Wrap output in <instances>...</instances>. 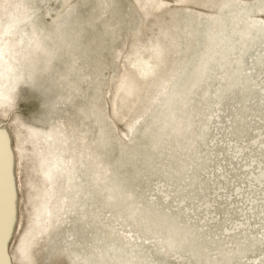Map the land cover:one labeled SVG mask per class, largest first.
<instances>
[{"label":"bare ground","instance_id":"6f19581e","mask_svg":"<svg viewBox=\"0 0 264 264\" xmlns=\"http://www.w3.org/2000/svg\"><path fill=\"white\" fill-rule=\"evenodd\" d=\"M73 1L0 0V93L4 94L5 105L0 108V204L7 193L10 195V188L19 194L22 185H25L29 204L28 220L11 258L18 264H34L36 255L32 248L42 241L46 242L45 246L41 245L45 249V264L53 263V252L58 249L63 250L61 259L68 264L248 262L257 246L264 244V234L242 233L244 229L237 233L232 231L239 226L247 229L261 225L264 206L252 212L258 215L252 221L233 224V220L232 228L224 230V238H221L199 231L188 221L192 206L188 201L190 194L202 197L200 193L206 190L211 191L209 194L221 192L226 200L241 196L245 191L243 183L227 189L228 185L225 187V183L219 181L225 179V170L220 166L206 169L207 161L195 156L206 145L217 146L216 153L230 155L227 161L230 169L235 168L234 160L242 157L247 147L259 148L258 154L249 156L251 159L241 167L248 178H245L246 187H264V141L258 142L264 134L259 133L260 129L264 130L263 126L260 125L259 130L253 126L258 133H253L255 136L250 143L245 141L248 145L245 143L244 147L243 144L220 146L216 137L206 130L210 123L215 126L214 120L224 115L226 120L218 122L222 126L217 134L245 140V136L251 134L247 119L257 117L264 121V88L260 86L264 76L261 70L264 48L253 54L258 47H264V3L262 6L261 3L257 6L234 4L225 10L226 0H176L180 11L164 8L167 17L162 19L163 24L158 28L155 23L157 34L143 44L140 35L129 36L130 32H122L121 22L99 17L94 6L88 17L99 21L97 25L96 21L90 22L86 11L81 18L74 15ZM136 1L141 3L138 4L144 10L145 22L147 16H153L148 11L161 2ZM190 5L212 10L211 15L215 16L186 15ZM158 9L157 12L162 10ZM217 11L219 14H215ZM111 27L108 37L113 42L110 43L106 34ZM189 27L195 30L190 32ZM92 31L106 38L96 39ZM120 39L122 46H126L124 53L119 50ZM188 39L194 42L190 45ZM112 48L109 55L115 61L120 60V73L116 82L114 76L107 79L108 92L111 90L108 110L113 122L134 114H131L132 122L126 123V141L122 144L109 133L111 124L105 119L107 112L101 99L106 85L103 73L115 65L113 59L106 60ZM180 55L189 61L177 62L176 57L179 59ZM18 78L33 82L45 96V121L38 125L24 124L15 110L16 104L10 103L16 98ZM166 82L169 83L164 85V92L161 87ZM215 86L217 90H213ZM77 91H82L83 95L77 97ZM155 102L159 104H153ZM212 112L215 119L211 118ZM143 113L147 117L142 120ZM46 124L53 128L49 135L41 131ZM55 133L65 137L66 144L69 141L67 148L74 153L69 161L55 154L52 142L47 140H55ZM162 140L170 151H180L184 156L181 161L192 165V171L187 175L188 191L176 195L164 185L157 191L158 198L152 201L144 192L151 173L146 165L161 153ZM29 162H32L29 166L32 173L24 179V165ZM76 164H79L78 169ZM169 164L176 165V161L171 160ZM181 167H176V174L168 178L170 182L184 180ZM60 170L70 172L69 178L73 180L70 185L65 186ZM8 176L11 183L4 180ZM20 178L25 180L24 184ZM173 194L177 196L176 210L170 208ZM202 200L203 214L199 220L205 221L212 204L209 199L202 197ZM221 214L220 222L228 220L226 211ZM2 229L0 217V237ZM248 239L254 240L248 243ZM232 244L235 246L231 247ZM3 246L0 247V264H8L7 247ZM161 249L164 252H160Z\"/></svg>","mask_w":264,"mask_h":264},{"label":"rangeland","instance_id":"374dc122","mask_svg":"<svg viewBox=\"0 0 264 264\" xmlns=\"http://www.w3.org/2000/svg\"><path fill=\"white\" fill-rule=\"evenodd\" d=\"M139 1H141V0H139ZM160 1H159L160 2V4H159L160 9H158V7H159L158 6L155 9L149 10L148 12L150 14H152L153 16H151V15H149V17L147 16L146 18H148V19H146L147 20L146 22L144 20L145 17L142 15L143 12H144V10L140 9L141 8V5H140L141 3L138 2V1H136V0H80V1L79 0H74L73 1V4H76V6H74L73 4H71V11L73 12L74 15H79L80 18H81V15L83 13H85V11H86L87 17H88V13H91V7L94 6L95 11H96L95 13H98V16L99 17H102L104 19L105 18L106 19L107 18L109 19V17H110V18H113V19L121 22V24H122V32L123 31L130 32L129 36L140 35V40L142 41L143 44H146L148 42L147 39H150L154 34H157L158 31H156V29H157V27L159 28L160 24H163V20L162 19L165 18V17H167L166 14H165L166 13L165 12V9L167 8L169 10V8H170V10L180 11L179 8H181L180 5L176 3V0H160ZM224 2L226 3V5L223 7V9L227 10L228 7L230 8V6H232V5L234 6V4H237L235 6H238V5H246V4H252V5L257 6L258 4L261 3V6H262V4L264 3V0H226ZM138 3H140V4H138ZM161 3L162 4L165 3V4H163L165 7ZM137 5H138V8L139 9H137ZM157 9L159 11L162 9L160 11L162 13L157 12ZM167 9H166V11H167ZM154 10H156V11H154ZM163 11H164V14H163ZM210 11L212 12V10H210ZM139 12H141V13H139ZM211 12L207 11V9H205V8H202V7L199 8V7H197V5L196 6L195 5H190V7L188 8V11L186 10V15L196 16V17L197 16L198 17L201 16V17H206V18H208V16L214 17L215 15L214 16L211 15L212 14ZM218 12H220V11H217V13H215V14H219ZM234 12L239 13L238 10H234ZM106 13L108 14V16L106 15ZM254 14H255V16H259L257 13H254ZM105 15H106V17H104ZM91 18L92 17H90L89 19H90V22L92 21L91 23L93 24V22H95L96 19H94V21H93L92 19L94 17L92 19ZM96 22L94 23L95 25L99 24V21H96ZM155 23L157 24V27H155ZM112 27L109 28V29H107L108 30L107 31V34H106L107 35V38L101 36V34L99 32L100 30L98 31L99 34H100V36H98V33H97V35L95 34L97 31H95V32L92 31V35L95 36L96 39H102L101 37H103L104 39L106 38L107 40L109 39V42L111 43V42H113V39H110L109 38L110 37V33L109 32H112V30H110V29H113ZM144 27H147V29L144 28ZM130 28H132V29L130 30ZM144 29H146V30H144ZM194 30H195L194 27H189L188 28V31H190V32H193ZM120 34H121V31H120ZM108 35H109V37H108ZM97 37H99V38H97ZM121 39H122V37H121ZM121 39L119 40V43H120L119 50H123V53H124L126 51V48H125L126 46H122ZM129 40H130V37H129ZM188 40H189V44L190 45L194 42L193 40H190V39H188ZM261 47L262 46L258 47L257 48L258 51L256 49L253 54H258V52H260L261 49L263 50L264 47H262V48ZM113 48H115V47H113ZM113 48L112 49H109V51L110 50L111 51L108 53V56L109 57L107 56L106 60L108 62L110 60V62H111V59H113L114 62H115V65H114L113 69H107L103 73L104 74V78H105L106 85H104V87H103V93H102L101 99H102V103H103L104 109L107 112L106 113L107 115H105V119L108 121L109 124H111L109 133L112 136H114L115 138H117V140H118V141L116 140L117 143L122 144V143H124L126 141V136H125V131H127V129H126V125L127 124L126 123L132 122V119L133 118H132L131 114L133 116H134V114L133 113L127 114V116L123 120H116L115 119V121H114L115 123H114L113 122V119H112V116H111L112 113H110L109 110H108L109 109L108 108L109 106L107 105V102H108V100H109V98L111 96V90H110V93H109L108 92L109 91V88L107 86V79L110 76H114V78H116V76L120 73V65H119L120 60L118 59V60L115 61V59L114 58H110L111 56L109 55L110 53H112ZM188 50H189V46L187 48V51ZM181 56L182 55L178 56L179 59H177V57H176V61L178 60L177 62H181L182 61L181 63H185L187 58L186 57L183 58ZM252 56H250L248 58V62L251 61L250 58ZM188 59H187V61H189ZM261 70H262V72H264V67ZM262 79H264V76L261 77V81H260L261 82L260 83V86L264 88V81H262ZM114 80H115L114 82H116L117 81V78L114 79ZM168 83L167 82L165 84L162 83L163 85H162L161 88H163L162 90L164 92H165V89H164L165 86L164 85L167 86ZM16 87H17V90H16V98H15V104H16L15 105V110H17L16 112L21 115V117H22V119L24 121V124H27V125H38L39 122H41L42 120L45 119L44 118V112H45L46 106H45V96H44V94L42 92L38 91L34 87V83L33 82L27 81L25 79H24V82H23V80L21 78H18L17 79V86ZM217 89H218L217 86H215L213 88V90H217ZM162 90H161V92H163ZM81 92L82 91H77L76 96L77 97L78 96L79 97L82 96L83 95V92L82 93ZM262 101H261V103H262ZM153 104H157L158 105L159 103H156L155 102ZM262 106L264 107V101L262 103ZM217 108L218 107L216 106L213 109V111L216 110ZM143 114H145V113H143ZM212 114H214V115H212L211 118L212 119H215V113L212 112ZM107 116H108V118H107ZM140 117L143 120V119H146L147 115L145 114L144 116L142 115ZM222 117H221L220 120H217V119L214 120V121L217 122V124L215 126L213 125V123H210L206 127V130H208L207 133L208 134H210V133L213 134L216 137V140L218 141V145H220V146L222 144H223L222 146L228 145L229 147H231V144H232V146H239V145L242 146V144H243L242 147L247 146L248 145L247 143H250L251 142V138L253 139V137L255 136L254 134L258 133L259 127H261V126L264 127V125H263L264 124V121L263 120H260L257 117L250 118V119L248 118L247 121L250 124L249 125V128H251L250 131H251V134L252 135L249 134V135L245 136V137H247V139L245 138V140H244V137L243 138H240L241 140L240 139L238 140V139H236L234 137H230V136L229 137L228 136L226 137V136H223L222 133L221 134H217V132H218L217 129L220 127V125L222 126V124H220L218 122L219 121H225L226 120L225 119V116L223 118ZM260 121H261V123L258 126H256ZM253 126L255 128L257 127L258 130L255 129ZM46 128H48V129H46ZM106 130L108 131V128ZM41 131H42L43 134L49 135V133L51 131H53V128H51L48 124H46L41 129ZM112 132L114 134H112ZM263 132H264V130L263 129L262 130L260 129V132L259 133H263ZM218 135H219V137H218ZM263 135L259 138L258 142H261V140L264 141ZM53 138H55V140H53L52 138L51 139H47V140L49 142H52V147L55 150L54 151L55 154L61 155L65 161H69L70 156H74V153L69 148H67V144H69V141H67V144H66L65 137H62L58 133H55V135H53ZM236 140H237V142H235ZM238 142H240V143H238ZM160 147H161L160 148L161 149L160 150L161 153L156 154L154 156L155 158L149 164L146 165V169L150 170L151 173L148 175L149 176L148 178L150 180L148 179L147 180L148 182L146 181V185L147 186L144 189V192H145V196L149 200H152V201L153 200H156L158 198L157 191L160 188L163 189V186L164 185H167L168 190L170 189L171 191H174L176 195L178 194V192L185 193L186 191H188V188L186 187V183L188 182L187 175L190 176L191 175V171H192V165L183 164V161H181V160L184 159V156L181 155L180 151H175V150H171L170 151V149L167 148V145H165V142L163 140H162V144H161ZM215 147H217V146H214L212 148H211V145L203 146L201 149H199L195 153V156L197 158L199 157V158H202L205 161H207V166H208L206 168L207 170H210L211 167H215V165L216 166H220V168L222 169V171L225 170L224 171L225 172V179H221L219 181L221 183H225V187L228 185L226 187L227 189L233 188L238 183H240V184L243 183L241 185L243 187V190H245V191H244V193L241 196H239V195L238 196H232L233 198L232 199L229 198L228 200L225 199L224 195H222L223 193H221V192L220 193L218 192L216 194H209L211 191L206 190L202 194L200 193V196L202 195L203 199L205 198L207 200L208 199L211 200L212 207L210 208V214L208 215V217L209 218L211 217V218L209 219L207 217L208 221H207V219L205 221H200L199 220L200 216L203 214V209H202L203 207H202V204H201V201L203 202L202 197H194L193 194H190L189 197H191V200L192 201L189 200L188 203H190V206L191 205L192 206H191V210L189 211L190 213H188V217L189 218H187V219H188V221L191 224L195 225L194 227L197 228L199 231H203V232H207V233L209 232L211 236H215V237L218 236V237L224 238L223 237L224 236V234H223L224 233V230L230 229V227L232 228L233 224H237V223H240V222H242V223L243 222H246L247 219L252 221V219H254V218H256L258 216V215H256L257 213L252 214V212L254 210H256L257 208L259 209L261 205H262L261 207L264 206L263 205V203H264V187L261 186V187H259L260 189L254 187V186H252V189H251V187H246L247 186V180H248V178L245 176L246 175L245 174V169L241 167L243 164L247 163L251 159L250 157H253V156H255V155L258 154L259 148H256V147H251V148L250 147H247L245 149L246 152L244 151L243 156L242 157L240 156L238 159L234 160L235 162H237V163H235V168L234 169H230L231 166L230 167L229 166L227 167V163H228L227 161L229 160L228 158H229L230 155H228L227 153L225 155L222 154V153L220 154L219 152L216 153V151H215L216 148ZM249 149H250V151L251 150L252 151L250 152ZM210 150H212L213 152L210 151ZM256 151H257V153H256ZM209 158H210V160H209ZM171 160L176 161V165L169 164L171 162ZM212 162H213V164H212ZM31 163L32 162H29L28 164H25L24 165V179H25V176H27L28 173H32V170L29 169V166L31 165ZM165 163H166V165H165ZM69 165H71V163ZM170 165H172V166L170 167ZM210 165H212V166H210ZM75 166L78 169L79 164H76ZM150 166H151V168H150ZM180 166H182L180 170H181V172L183 174V177L185 176L184 177V180L183 181H175L174 182V179H173L170 182L168 180V178L171 177V176H173V175H175L177 169H179ZM209 166H210V168H209ZM168 167H170L171 169H169ZM176 167H177V169H176ZM226 167H227V170L225 169ZM163 173H166L169 176H167L166 174H163ZM65 174H67V175H65ZM60 176L63 177V179H64V181L66 183L65 186L70 185V183H72V181H73L72 180V177H71V179L69 178V176H71V174H70V172H67V170L66 171L60 170ZM7 178H9V179H7ZM245 178L247 180H245ZM24 179L23 180L21 179L22 180V184L25 183V180ZM164 179H166V180H164ZM242 179H244V180H242ZM4 180L11 183V180L12 179H11V176H8ZM150 182H151V184H150ZM182 182H184V183H182ZM152 183H154V184H152ZM180 186H182V187L180 188ZM253 189L256 190V191H254ZM257 189H259V190H257ZM251 190H252V193L253 194L252 193H249L248 194V192H250ZM18 193L19 194H17V192H14V190L12 188H10V195L7 196V194H9V193H7L5 200L2 201L1 204H0V217L2 218V221H3V229H2L3 234L0 237V247H2L3 245L5 247H7L8 250L5 249V247L3 246L4 249H5V251H8L6 254L8 255V253H9V260H10L11 264H18V262L15 260V258L14 259H12V258H13L14 252L16 251V246H17V243H18V240H19L20 233L22 231L23 226H25L26 223H27V221H26V220H28L27 219L28 218L27 215L29 214V212H28V209L29 208H27V207H29L28 206L29 204L27 202L28 201L27 200L28 199V196L26 195V192H25V185H22V189H21V191L19 190ZM175 194H173V198L174 199H173L172 204H171V207H170L171 210H174V209L176 210V206H175L176 204L175 203L177 201V196ZM243 195H244V197H243ZM213 196H215V197H213ZM9 197H11V198H9ZM152 197L153 198L155 197V198L153 199ZM192 197H194V198L192 199ZM16 199H17V201H16ZM174 200H176V201H174ZM12 201H13L14 205L12 204ZM10 202H11V205H10ZM26 202H27V205H26ZM218 203H220V204H218ZM2 205H4V206H2ZM10 206L12 208H10ZM212 210H214V212ZM219 210H220V212H219ZM222 211H226V213L228 214V220H226L224 222H220L219 221V219L222 217V214H221ZM11 215H12V217H11ZM229 216H230V218H229ZM260 217L262 218L261 219L262 222L260 221V224L261 225L256 224L257 226L256 225L255 226H250V227H247V229L245 227L243 228L242 226H239L238 229H236V230H234L232 232H236L237 233L238 231L244 229V230H242L243 231L242 233H247V234H250V235L251 234H253V235H260L261 234V235H263L264 234L263 233L264 232V220H263V217L262 216H260ZM9 218H12V220L9 219ZM211 219H213V220L211 221ZM237 219H238V221L236 222L235 220H237ZM214 220H216V221H214ZM13 221L15 223H13ZM232 221H233V224L231 226ZM7 223H9V224H7ZM199 223H201V224H199ZM204 223H205V225H204ZM211 226H212V228H211ZM225 226H226V228H225ZM7 227H9V228H7ZM218 227H220V228H218ZM7 229L9 231V233L11 232L10 235H9V233H7L8 232ZM10 229L11 230L13 229V230L11 231ZM212 229H215V230H212ZM6 233L10 237H8L6 235ZM220 233H222V234H220ZM263 238H264V236H263ZM6 240H7V242L5 243ZM253 240L254 239H248L247 242L250 243V241L253 242ZM263 241H264V239H263ZM231 242H233V240ZM247 242H245V244ZM45 243H43L42 241H40L38 246H36V247L33 246L32 249L34 251V254L36 255L34 264H45V259H44L45 258V255H44L45 249L43 247H41V245L45 246ZM234 246H235V244H232L231 247H234ZM176 251L179 252L180 250H176ZM160 252H164V249H161ZM53 253H54L52 255L53 257L51 258V260L53 262L52 264H68L64 259H61L62 258V255H63V250L62 249H58V250L54 251ZM10 255H12V256H10ZM249 258H251V259L253 258L255 260L253 261V260L250 259L251 261L249 260L248 262H247V260H243L239 264H250L252 261H253V264H264V244H262L261 246H257V249L255 250V252H253V256L251 254Z\"/></svg>","mask_w":264,"mask_h":264},{"label":"clouds","instance_id":"9594fccd","mask_svg":"<svg viewBox=\"0 0 264 264\" xmlns=\"http://www.w3.org/2000/svg\"><path fill=\"white\" fill-rule=\"evenodd\" d=\"M3 93H0V108H2V107H4L5 105H4V101H3ZM10 103L12 104V106H14L15 105V100L14 99H12L11 101H10Z\"/></svg>","mask_w":264,"mask_h":264},{"label":"water","instance_id":"95a60500","mask_svg":"<svg viewBox=\"0 0 264 264\" xmlns=\"http://www.w3.org/2000/svg\"><path fill=\"white\" fill-rule=\"evenodd\" d=\"M6 259L8 261V264H11L10 260H9V256L6 254Z\"/></svg>","mask_w":264,"mask_h":264}]
</instances>
